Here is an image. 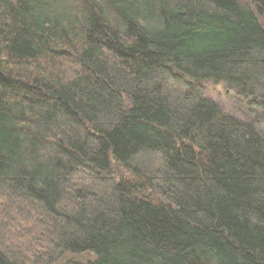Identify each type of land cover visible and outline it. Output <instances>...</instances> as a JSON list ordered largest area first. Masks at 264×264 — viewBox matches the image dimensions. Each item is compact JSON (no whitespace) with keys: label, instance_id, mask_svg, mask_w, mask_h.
<instances>
[{"label":"trees","instance_id":"trees-1","mask_svg":"<svg viewBox=\"0 0 264 264\" xmlns=\"http://www.w3.org/2000/svg\"><path fill=\"white\" fill-rule=\"evenodd\" d=\"M207 83L264 119V0H0V264H264V130Z\"/></svg>","mask_w":264,"mask_h":264},{"label":"rangeland","instance_id":"rangeland-1","mask_svg":"<svg viewBox=\"0 0 264 264\" xmlns=\"http://www.w3.org/2000/svg\"><path fill=\"white\" fill-rule=\"evenodd\" d=\"M204 95L207 99L216 103L225 114L243 122L254 123L259 130H264V119L257 109L252 110L251 105H249L250 99L248 95L242 97L235 91L228 89L225 85L214 83H207L204 85ZM66 258L85 260L89 257L68 256ZM66 258L64 260H66Z\"/></svg>","mask_w":264,"mask_h":264}]
</instances>
